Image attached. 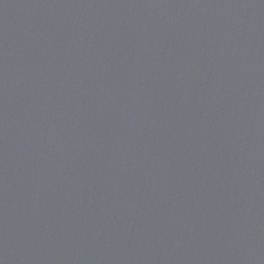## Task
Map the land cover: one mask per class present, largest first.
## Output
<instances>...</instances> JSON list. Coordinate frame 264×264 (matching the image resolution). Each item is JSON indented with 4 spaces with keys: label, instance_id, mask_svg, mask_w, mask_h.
<instances>
[{
    "label": "water",
    "instance_id": "obj_1",
    "mask_svg": "<svg viewBox=\"0 0 264 264\" xmlns=\"http://www.w3.org/2000/svg\"><path fill=\"white\" fill-rule=\"evenodd\" d=\"M0 264H264V0H0Z\"/></svg>",
    "mask_w": 264,
    "mask_h": 264
}]
</instances>
